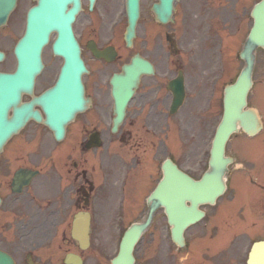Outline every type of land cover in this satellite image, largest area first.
Listing matches in <instances>:
<instances>
[{"label": "flooded vegetation", "instance_id": "flooded-vegetation-1", "mask_svg": "<svg viewBox=\"0 0 264 264\" xmlns=\"http://www.w3.org/2000/svg\"><path fill=\"white\" fill-rule=\"evenodd\" d=\"M31 1L17 0L8 23L0 27V71H12L16 66L14 46L19 18L24 5ZM238 4L242 1L203 2L200 12L208 29L217 32L230 20L234 22ZM106 5L109 11L103 13L114 16L113 1H106ZM185 6L192 7L193 2L187 1ZM82 11L89 20L79 18L76 34L90 69L84 81L90 102L65 126L60 139L43 122L29 118L0 149V264H73L66 260L67 256L76 264H103L117 233L123 232L147 208L146 194L161 177V166H156L155 158L161 153L163 141L167 142L163 135L178 127L193 128V117L199 119L198 114L204 111L203 87L192 84L190 98L186 92L184 104L175 114H169L172 94L166 87L167 81L178 70L185 76L190 72L196 74V59L186 63L182 59L161 60L157 46L148 48L143 38L137 50L132 51L135 43L132 50L121 43L112 61L97 59L87 43L93 40L100 48L117 47L112 41L116 37L120 40L121 33L115 35L98 28L97 7L89 11L87 0H83ZM218 13L223 15L216 16ZM192 31L198 32L199 27H192ZM104 39L106 42L99 43ZM136 52L149 58L153 73L141 76L122 122L113 130L109 77L120 71ZM44 54L45 64L51 70L55 64L53 55L49 50ZM50 78V74L38 77L33 96L47 88ZM204 88L208 90V85ZM33 96L24 94L21 100L29 102ZM33 109L44 117L38 105H33ZM177 114L181 116L180 122ZM253 174L251 181L257 190L254 204L259 218L252 226L258 236L264 235V174ZM221 213L223 208L209 212L202 225L189 227L181 248L171 240L166 220H159L140 238L135 258L142 264H179V260L181 264H241L235 245L232 251L231 244L226 250V236L216 232H223L225 225V220L219 218ZM76 216L79 229L74 227ZM227 238L233 240L234 236L229 234Z\"/></svg>", "mask_w": 264, "mask_h": 264}, {"label": "water", "instance_id": "water-1", "mask_svg": "<svg viewBox=\"0 0 264 264\" xmlns=\"http://www.w3.org/2000/svg\"><path fill=\"white\" fill-rule=\"evenodd\" d=\"M68 1L69 0L63 2L62 9L57 12L61 4V0H38V5L33 7L28 13L27 33L20 41V48L17 52L20 56L23 54V50H25V48L32 49L33 46L36 47L32 57L29 56L32 60L34 58L35 72L41 67V45L47 41L51 30H56L58 32V38L53 44L55 52L61 53L65 51L67 54H70L69 51L73 45L70 23L75 10L67 13L66 11H62L64 4ZM74 1L72 0L73 3ZM161 3L163 8L167 9V7L170 6V1L168 0H161ZM75 4H78V2ZM253 15L255 18L254 27L250 32L243 51L239 55V57L244 59L245 66L235 84L227 86L225 89L224 112L222 121L215 136V143L212 150L213 154L210 176L207 180H205V182L200 181V183L195 182L190 178H186L180 172H177V196L173 201L174 205L172 207H167V213L171 223L176 224L179 220L176 225L178 234L181 233V229L185 226V224L195 217L196 206L208 200V198L212 195L214 196L219 193L224 187L222 179L220 180L217 178V174L222 172L223 168H218L217 166L216 151L223 147V142L227 139L231 132H236L241 127L246 132L253 133L258 124L259 120L255 110L251 108L243 110V107L246 105V93L251 85V69L254 60L253 50L258 45L264 47V0L256 5ZM136 17L137 12L135 11L129 21V29L131 30V33L133 32ZM26 58H28V55ZM30 84L32 85V81ZM61 86L62 82L58 83L56 87L55 92L57 94L54 97L55 101H59ZM4 92H6V87H3L0 90V98ZM43 99H45V97H43ZM1 102L2 101L0 100V124L3 122L4 118V112L2 111L3 103ZM47 105L48 107H46L45 112L48 116V124L57 129L61 122V116L64 110L63 102H61V104H59V102L54 103L51 99V103ZM237 111L238 113L236 114ZM13 123L15 124V122ZM13 123L10 128L14 126ZM19 125L20 122L16 123V128ZM10 128L9 132L11 131ZM174 171H176L175 167ZM166 178H169V173H166ZM208 180L210 182H207ZM186 201H190V207L186 206ZM263 251L262 247L256 248V250L253 249L249 264H264ZM130 264H132V261Z\"/></svg>", "mask_w": 264, "mask_h": 264}, {"label": "rangeland", "instance_id": "rangeland-1", "mask_svg": "<svg viewBox=\"0 0 264 264\" xmlns=\"http://www.w3.org/2000/svg\"><path fill=\"white\" fill-rule=\"evenodd\" d=\"M146 16V19L148 18V13H144ZM182 16V13L180 17ZM161 30H164L165 28H160ZM167 29V28H166ZM179 40L185 41L183 38L179 37ZM197 52V51H196ZM212 57H211V54ZM185 59L187 56V51H184ZM223 55V54H222ZM212 58V59H220L223 60L222 63L225 65V72H224V81L227 82L228 80L232 79L238 69L241 66V62L236 61V63H233L231 68L229 64H226V55L220 56V53L216 50H211L208 53V57L206 53H203L201 51L197 52V58ZM202 66H200V69ZM250 104L256 105V107L261 111L264 117V52L259 50L257 53V61L254 71V86L250 94ZM216 108L211 109L208 114H206L207 117L204 118V124L198 125V128L196 130H186V129H180L178 130H172L169 132L167 141L172 139L171 144L168 145V149L172 152V155L174 158L178 161V163L181 166L187 167L191 172L195 174V176H198L200 172L202 171L203 161L205 159V156L203 152L206 150L208 145V138L210 139L211 136V130L213 128V125L216 123L217 118L219 117V112L215 111ZM195 131V132H193ZM192 132L194 134H192ZM260 140L261 138L255 139L252 145H256L257 151L255 155L259 154L260 151ZM169 142V141H168ZM239 140L235 139L229 143L228 151L231 153L237 154L238 162L237 164L243 163L250 167V162L254 160V155L249 154L246 148L242 146V144L235 145L238 143ZM163 154V153H162ZM264 171H261V173ZM238 179L239 182L243 180L240 173H233L231 174L230 184L232 185L230 189H232L230 192L232 194H236L238 191V187L233 186L235 179ZM243 184V183H242ZM228 200V198H225V202ZM249 211L245 210V203L242 202L241 204V220L244 224L245 220H251L249 219ZM158 220V219H157ZM156 225H158V221L156 222ZM252 229L250 227H242L240 228V231L236 233V240L235 244L237 247L238 243H241V252H244L245 246L247 245L249 235L250 233L247 231H251Z\"/></svg>", "mask_w": 264, "mask_h": 264}, {"label": "bare ground", "instance_id": "bare-ground-1", "mask_svg": "<svg viewBox=\"0 0 264 264\" xmlns=\"http://www.w3.org/2000/svg\"><path fill=\"white\" fill-rule=\"evenodd\" d=\"M237 113H238V111L236 112V114H237ZM220 158H221L222 160H223V159L226 160V158H224V157H222V156H221Z\"/></svg>", "mask_w": 264, "mask_h": 264}]
</instances>
